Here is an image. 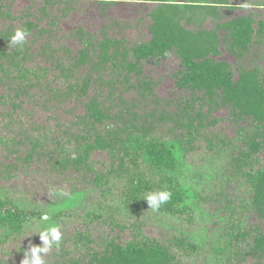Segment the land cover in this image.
Instances as JSON below:
<instances>
[{
    "label": "trees",
    "instance_id": "1",
    "mask_svg": "<svg viewBox=\"0 0 264 264\" xmlns=\"http://www.w3.org/2000/svg\"><path fill=\"white\" fill-rule=\"evenodd\" d=\"M15 1L0 0V20L8 21L0 30V83L7 90L0 101L8 107L0 111V153L8 159L1 162L0 181L14 178L9 171L34 158L70 180L46 204H26L20 193L0 194V264H21L26 247L11 252L7 247L20 242L29 227L38 235L81 217L87 224L126 230L129 237L102 232L95 242L85 225V231L62 239L64 251L56 256L61 264H264V3L124 0L146 11L149 39L128 44L116 34L103 31L97 39L78 28L71 33L81 47L71 54L51 41L54 26L68 19L78 0H42L40 15L54 9L60 14L49 17L46 29L18 10L27 38L23 46H11ZM96 1L104 2L86 0ZM207 20L213 26L206 30ZM255 48L261 51L257 66L238 64L235 71L217 59L221 49L242 59ZM67 52L73 62L64 70ZM171 55L178 60L173 74L178 97L169 112L152 96L143 68ZM40 86L43 93L32 99L29 91ZM21 96L33 105L30 110L39 102L74 97L83 112L61 125L55 119L56 133L46 129L40 138L28 125L32 115L22 117ZM95 153L108 159L101 169L92 161ZM185 169L192 174L186 185ZM161 190L170 191L171 199L153 211L144 198ZM91 193L101 201L91 203ZM207 205L214 208L207 211ZM147 211L183 218L195 230L162 241L149 238L143 233ZM45 213L47 221L41 219ZM38 236L31 240L37 243Z\"/></svg>",
    "mask_w": 264,
    "mask_h": 264
},
{
    "label": "rangeland",
    "instance_id": "2",
    "mask_svg": "<svg viewBox=\"0 0 264 264\" xmlns=\"http://www.w3.org/2000/svg\"><path fill=\"white\" fill-rule=\"evenodd\" d=\"M29 1L30 0H16L12 3L11 16L13 19H15L12 23L13 30H18L20 27V21L17 20V18H19L18 10L28 12L31 15L35 16V18L39 19L38 24L40 25V27H44L45 29L50 27V18L53 20L55 19V15H60L55 9L52 11V13H48V15H40L38 11L40 9V5L42 4V0H34V2H30L31 4H28ZM80 1L83 0H78L77 2L72 1L79 4L73 5L74 10L68 16V19H59L58 25L54 26L55 31L52 35L53 40L51 42H58V44L63 45L65 48H67L68 52L70 51L71 54H75L76 51L81 47L80 43L76 40L73 35L75 30L78 28H81L91 37H96L97 39L102 38L103 31L107 32L109 35L116 34L118 38L124 39L125 41H127L128 44H132L133 42H138L141 40L147 41L149 39V36L147 34V26L149 24V19L146 17V11H141L139 7H137L135 2L124 0H115V3H113L111 0H100L104 2H86V0H84V2ZM231 2L257 5L259 3H264V0H231ZM103 4L105 5L102 6ZM240 11L243 12V8ZM30 20L33 21L32 18H30ZM5 22L8 21L0 20V30H3L4 24H7ZM212 26L213 25L211 24V22L207 20L202 25V28L207 30L210 29ZM72 30H74L73 33H71ZM38 45L39 42L34 43V46L32 47L34 53L37 52ZM256 49L257 48H255L254 51H251L249 57L246 55L243 56L242 59H238V57L230 55L229 53H227L226 50L221 49L220 56L217 59L229 63L231 67L234 68V70L238 69V64H242L243 66L248 67H250L251 65L257 66L256 62L258 61L259 63V60L257 58H260L261 51L258 50L257 52ZM68 52L65 53L66 57L63 60V65H65L63 66L64 70H69L68 67L73 62H69L71 56ZM37 62L43 63V59H38ZM260 64H262V67L264 66V62ZM38 65L40 67H48L42 64ZM177 68L178 60L173 55H171L164 61L158 63H146L143 68V73L145 74L146 78H149L153 84L152 96H155L156 99L161 103L159 105L160 107H164L165 110L169 112L174 110L173 104L178 97V94L174 88L173 79V74L177 70ZM75 70H77V68H74L71 71L76 72ZM78 73L84 72L81 70ZM50 78L52 77L50 76ZM57 85L61 87L60 84ZM41 86L37 89L33 88L29 91V96L32 99H36L41 96V93H43L41 90ZM6 91L7 90L5 86L0 83V95L4 96ZM73 98L74 97L66 99L64 97V100L59 98L55 100L53 104H42L41 102H35L37 109L34 110H30L31 106L33 107V105H31V102L24 96H21L18 99H24V101H21L20 105V107L22 108L21 112H23L22 117H28L27 115L29 113L32 115V119L30 122L31 124L28 123V125H31L32 128L36 127L35 129L38 132L37 135H39L41 138L42 134H45L46 129L49 130L51 128V130L53 129L56 133V130L54 129L57 128V126L55 125L56 122L54 121L55 119H57L61 125L68 121H74L75 117L79 113L83 112L81 107H79V100H77L78 102L76 101L75 103V100H73ZM169 101L173 103L170 104ZM166 102H168V104H166ZM4 104L5 101L3 103L0 101V111H8V107ZM51 105H53V107L49 109V113H46L45 110L48 109ZM219 115H223V112H220ZM21 119L25 122L28 121L23 118ZM191 150L192 149H190L189 151ZM189 155H193V152H188L187 156ZM7 160H4L0 153V171L4 172V168L2 167L1 162H6ZM92 161L93 163H95L97 169H101L104 161L106 162L108 161V159L106 158V155L104 153H95L92 156ZM7 163L8 161L6 162V164ZM37 163L38 160L34 158L32 163H29V165L25 167H21V163L17 164L15 172L14 170L9 171L11 176H13L14 178L9 179L7 181H0V194L5 193V191L6 193H20L23 196L22 198L26 201V204L30 203L31 205H33V201H41L42 203L46 204L47 201L49 202V200H54L55 198H57L56 194L59 192L57 186H60V184H69V175H61L58 172L50 171L49 167L44 162V160H42L39 164ZM186 164L190 165L188 164V162ZM35 168L43 170L41 172L39 171L38 173H36V171L34 170ZM142 170L146 173L148 171L147 166H142ZM183 173L185 179L183 180V182L186 185L192 174L188 170L184 171ZM91 196H93V198L89 199L90 201H92L91 203L95 201H101V198L98 199V197H95L93 193H91ZM212 206L207 205L204 209L209 211V209L214 208ZM146 215V220H144V223H146V227L143 229V233L149 238H156L158 241H162V239H165L163 237L177 235L180 232L182 233L181 235H186V232L191 234L195 230V226L193 223L188 227L184 226L185 223L181 221L183 218L179 220L176 217L164 216V214H158L153 211H147ZM82 220V217L81 219L76 220H64L61 224L62 228H60V231L62 233V239H67L71 231H85V225H90L88 230L91 232V238L95 242L99 240V236L102 235V232H108L110 234L109 237L111 236V234V237H113L117 233L122 239H126L129 237V232H127L126 230L124 233H122L118 229L113 230L111 227L106 226L103 222L99 224H87L84 221L82 222ZM132 220L135 219H130L129 221ZM29 228L27 232L22 236V238L19 239L20 242H13V245L7 247L10 252L11 250H16L18 247H20V245L26 247V250L29 248L30 245L42 246V242L40 241L39 236L33 235L32 231H36V228ZM185 228H188V230H185ZM261 228L264 229L263 224L261 225ZM35 236H38L39 238V240L37 239V241L34 240L37 243H34L31 240V238ZM21 242H24L25 244H21ZM62 242L63 241L61 240L58 247H53L43 257L44 264H61L59 262L60 260H56V256H58L64 251V245L62 244Z\"/></svg>",
    "mask_w": 264,
    "mask_h": 264
},
{
    "label": "clouds",
    "instance_id": "3",
    "mask_svg": "<svg viewBox=\"0 0 264 264\" xmlns=\"http://www.w3.org/2000/svg\"><path fill=\"white\" fill-rule=\"evenodd\" d=\"M27 33L24 30H15L11 35L9 44L11 46H23L26 42ZM172 193L168 190H161L147 194L144 200L147 202L149 209L157 211L162 205H165L171 199ZM42 220H49V216L45 213L41 217ZM39 238L42 246L30 245L23 252L21 264H44L43 257L53 248L58 247L62 240V233L58 225H51L39 232Z\"/></svg>",
    "mask_w": 264,
    "mask_h": 264
}]
</instances>
